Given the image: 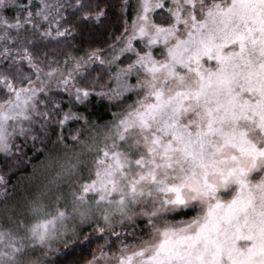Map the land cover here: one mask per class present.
Wrapping results in <instances>:
<instances>
[{
	"label": "snow or ice",
	"instance_id": "1",
	"mask_svg": "<svg viewBox=\"0 0 264 264\" xmlns=\"http://www.w3.org/2000/svg\"><path fill=\"white\" fill-rule=\"evenodd\" d=\"M0 264H264V0H0Z\"/></svg>",
	"mask_w": 264,
	"mask_h": 264
},
{
	"label": "trees",
	"instance_id": "2",
	"mask_svg": "<svg viewBox=\"0 0 264 264\" xmlns=\"http://www.w3.org/2000/svg\"><path fill=\"white\" fill-rule=\"evenodd\" d=\"M115 9H112L109 11L108 14V20L105 21V27L102 30V34L104 37L108 35V32L111 31L113 33L112 38H115V35L120 34V32L123 30V23L117 19V16L115 15ZM108 43H111V40H108ZM103 45H101L102 47ZM107 108V101L105 99L97 100L95 97L92 98V104L89 105V109L94 111L95 113H98L102 116L103 119H108L109 117L105 114V109ZM115 110V109H113ZM30 165L25 169L22 166V170H30ZM15 179V177L13 178ZM11 182V181H10ZM102 238L100 241H93V246H95L96 243H101ZM88 246L86 245L85 248Z\"/></svg>",
	"mask_w": 264,
	"mask_h": 264
},
{
	"label": "rangeland",
	"instance_id": "3",
	"mask_svg": "<svg viewBox=\"0 0 264 264\" xmlns=\"http://www.w3.org/2000/svg\"><path fill=\"white\" fill-rule=\"evenodd\" d=\"M132 3H135V0H132ZM106 100V99H105ZM107 101V100H106ZM85 231H87V229H85Z\"/></svg>",
	"mask_w": 264,
	"mask_h": 264
}]
</instances>
